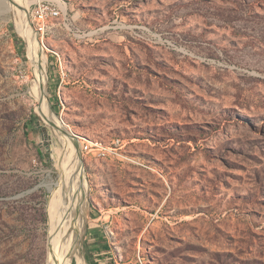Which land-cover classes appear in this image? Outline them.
<instances>
[{
    "label": "rangeland",
    "instance_id": "obj_1",
    "mask_svg": "<svg viewBox=\"0 0 264 264\" xmlns=\"http://www.w3.org/2000/svg\"><path fill=\"white\" fill-rule=\"evenodd\" d=\"M0 1V264H49L58 182L80 264H264V0H55L45 35Z\"/></svg>",
    "mask_w": 264,
    "mask_h": 264
},
{
    "label": "bare ground",
    "instance_id": "obj_2",
    "mask_svg": "<svg viewBox=\"0 0 264 264\" xmlns=\"http://www.w3.org/2000/svg\"><path fill=\"white\" fill-rule=\"evenodd\" d=\"M6 1V0H5ZM33 0H26L24 2L25 8L31 4ZM1 2V1H0ZM9 3V2H8ZM21 3V0H19ZM1 5H3L1 3ZM12 5L9 4V7L6 8L12 9ZM22 7V5H21ZM4 8V7H3ZM4 11V9H2ZM1 10V11H2ZM23 10V9H22ZM21 10V11H22ZM23 13V12H22ZM60 13H50L47 15V23L54 18H58ZM28 29L31 33V39L34 42V46L37 50V57L35 61L36 70L38 73V82L40 94L39 98L43 101H46V94L44 83L41 77V44L36 41L35 31L30 27V24H26V31ZM118 140V139H117ZM120 142V141H119ZM87 144H94L99 147H107L102 141H89ZM105 154V153H98ZM52 190L55 192L54 203L51 208V229H50V245H49V264H80L82 262V257L79 252V241L81 237L80 232V222L84 218L83 212L80 211L82 201L77 200L76 197H70L67 193L66 187L62 182H58L56 186H51ZM74 259L77 262H74Z\"/></svg>",
    "mask_w": 264,
    "mask_h": 264
},
{
    "label": "built area",
    "instance_id": "obj_3",
    "mask_svg": "<svg viewBox=\"0 0 264 264\" xmlns=\"http://www.w3.org/2000/svg\"><path fill=\"white\" fill-rule=\"evenodd\" d=\"M31 17L33 22L36 24L37 31L40 35H45L49 30L50 24L47 23V15L50 13H60L63 14L62 7L55 0H34L30 7ZM119 141H114L113 146L110 147H99L94 144L83 145V150L86 152L94 153H115L117 151Z\"/></svg>",
    "mask_w": 264,
    "mask_h": 264
},
{
    "label": "water",
    "instance_id": "obj_4",
    "mask_svg": "<svg viewBox=\"0 0 264 264\" xmlns=\"http://www.w3.org/2000/svg\"><path fill=\"white\" fill-rule=\"evenodd\" d=\"M55 127H57L60 131H62L65 135H70V132L68 129L62 124V122L59 120L56 121H51Z\"/></svg>",
    "mask_w": 264,
    "mask_h": 264
}]
</instances>
